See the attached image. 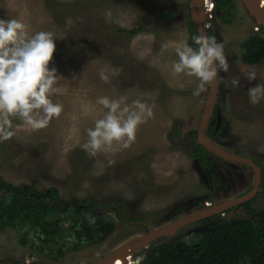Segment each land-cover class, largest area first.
Listing matches in <instances>:
<instances>
[{"label":"rangeland","instance_id":"1","mask_svg":"<svg viewBox=\"0 0 264 264\" xmlns=\"http://www.w3.org/2000/svg\"><path fill=\"white\" fill-rule=\"evenodd\" d=\"M190 1L0 0V19H20L30 33L51 31L57 37L50 67L62 75L57 84L61 92L52 98L63 106L60 116L41 129L13 118L14 135L0 140V181L14 188L31 186L38 193L56 190L61 209L91 201L106 206L119 202L126 207L123 221L114 217L112 208L99 209L115 224L102 243L74 246L70 233L63 230L68 222L55 229L64 238L51 246L23 224L6 227L0 231V264H90L133 237L143 236L148 226L160 227L251 190L252 172L242 164L209 155L219 188L213 186L207 171L209 183L205 184L192 167L189 148L209 86L194 96L199 81L172 73L175 48L185 40L193 45L194 41L188 32L189 17L178 13L170 25L164 17L168 10L176 12ZM208 1L213 11L205 23L218 42H224L229 64L228 72L219 77L215 104L225 124L217 141L233 154L256 159L264 172V99L252 104L248 95L250 87L264 84V56L255 65L241 62L246 53L243 44L254 36L264 40V33L240 0H233L224 22L215 15L216 0ZM138 27L142 31L130 38L122 33ZM250 72L256 74L255 80L247 79ZM234 78L240 80L236 87L231 84ZM100 96H123L129 104L142 100L152 106L153 117L138 126L129 147L114 143L111 150L93 156L81 145L87 140L86 130L107 111L96 104ZM263 190L264 182L247 208L220 211L133 248L125 264H134L138 258L142 264L153 243L181 239L192 244L203 227L221 220L252 219L248 210H264ZM4 196L0 192V201Z\"/></svg>","mask_w":264,"mask_h":264},{"label":"clouds","instance_id":"2","mask_svg":"<svg viewBox=\"0 0 264 264\" xmlns=\"http://www.w3.org/2000/svg\"><path fill=\"white\" fill-rule=\"evenodd\" d=\"M212 11L213 8L210 13ZM205 13L209 15L206 10ZM204 27L207 29L206 23ZM56 38L51 31L30 33L20 19H0V140L14 135L13 118L32 129H41L60 116L63 106L52 97L61 92L57 84L62 75L56 67H50ZM192 40L194 45L185 40L175 48L177 59L171 64V71L176 75L195 77L199 83L193 89V95L199 96L213 82H220V73H227L229 64L223 41L218 42L212 35H195ZM247 79L255 80L256 74L248 73ZM239 83V78L231 81L233 87ZM248 95L252 104L264 99V84L250 87ZM96 104L107 111L86 130L87 140L81 145L93 156L98 151L111 150L114 143L129 147L136 138L138 126L153 117L152 106L139 99L129 104L123 96L119 99L100 96ZM112 162L108 161L109 164ZM87 219L95 223L94 217ZM134 264H139V258Z\"/></svg>","mask_w":264,"mask_h":264},{"label":"trees","instance_id":"3","mask_svg":"<svg viewBox=\"0 0 264 264\" xmlns=\"http://www.w3.org/2000/svg\"><path fill=\"white\" fill-rule=\"evenodd\" d=\"M231 6H234L233 0H216V17L224 22ZM140 31L142 28L138 27L122 33L130 38ZM189 33L191 39L197 35L191 23ZM243 47L246 50L241 57L243 64H258L264 56V40L261 37H251ZM196 147L199 149L195 158L203 163L205 150L200 145ZM0 192L6 194L0 201V231L17 223L23 224L37 234L44 245L51 246L64 238L55 229L68 222L63 230L70 233L69 237L77 246L102 243L115 230L114 221L107 220L93 201L75 209H61L56 190L38 193L31 186L14 188L1 181ZM249 205L250 202L239 207L247 208ZM248 212L252 214V219L223 220L208 229H199L196 243L187 244L181 239L153 243L150 245L152 251L142 264H264V210ZM88 217H94L95 223H90Z\"/></svg>","mask_w":264,"mask_h":264},{"label":"water","instance_id":"4","mask_svg":"<svg viewBox=\"0 0 264 264\" xmlns=\"http://www.w3.org/2000/svg\"><path fill=\"white\" fill-rule=\"evenodd\" d=\"M240 2L244 5V7L249 12V14L255 19L256 24L259 27L264 29V23H261L258 15L254 12V10L251 7L248 0H240ZM189 13H190V19H191V23H192V26H193L195 33L197 35H208V32L204 27L205 12H204V7H203V0H191L189 3ZM216 99H217V84H215V82H213L212 85H209L208 96L206 98V103H205V106L203 108V111H202V114L200 117V124H199L198 132H197V143L202 148H204L207 152L214 154L215 156H217L223 160L234 162L237 164H243V165H246L247 167H250L251 169H253L255 175H254V183H253L252 189L248 193H246L240 197L232 198L226 202L214 205L212 207H208L207 208L208 213L206 211H204L205 210V208H204L201 211H199L198 214L195 213V214L191 215V218H189V220H187V221L183 222V219L179 218L177 220L170 222L172 227L177 229L175 232H169L168 234L163 233L162 235L161 234H154L153 232H155V231H152L153 229L148 227L149 228L148 233L143 234V235H145L147 240L142 246H146L149 243H151L152 241H155L156 239H158L160 237L172 235L173 233H176L179 230V228L185 227L189 223L199 221L201 219H204L206 217H209L211 215L219 213L220 211H225V210H228L230 208L237 207L239 205L247 203L257 195V193L259 191L260 184H261V171L258 168V166L251 159L240 157V156L235 155L231 152H227V151L221 149L220 147H218L217 145L212 143L209 139H207L204 135V131L207 127L208 120H209L211 113L214 109ZM192 167H193L194 171L198 174L199 178L206 183L207 182L206 175H205L203 169L201 168V165H200L198 160H193ZM212 208H217V209L212 210ZM162 226H160V227H162ZM135 239H137V237ZM142 246H140V247H142ZM111 255H112V253L109 255H106L103 258L96 260L90 264H101L104 260H106Z\"/></svg>","mask_w":264,"mask_h":264},{"label":"flooded vegetation","instance_id":"5","mask_svg":"<svg viewBox=\"0 0 264 264\" xmlns=\"http://www.w3.org/2000/svg\"><path fill=\"white\" fill-rule=\"evenodd\" d=\"M204 12H205V10H204ZM167 13L168 14H165L164 17H165V20H169L170 21V22H168V25H170V24H172L174 22L172 20H174L175 17L177 16V14L179 13V14L182 15L183 18L189 17V20H190L189 27H190L191 19H190V13H189V3L186 4L185 8L179 7L178 9H176V12H171V10H168ZM207 16L208 15L205 13V20H206ZM191 25H192V23H191ZM260 29H262V28L260 27ZM206 30L208 32V35L214 36L210 27H207ZM188 32H189V29H188ZM190 38H191V36H190ZM191 43H192V41H191ZM189 44H190V42H189ZM220 89H221V86L218 83L217 84V99H216V103H217V100H219V95L218 94L220 92L219 91ZM204 106H205V104H204ZM201 114H202V112H201ZM199 124H200V122H199ZM223 124H225V120L223 119V116L221 115V108L217 104H215L214 109H213V111L211 113V116H210V118L208 120L207 127H206V129L204 131V135H205V137L207 139H209L212 143H214L215 145H217L221 149H223V150H225L227 152H230L229 149H227V147H225L222 142L217 141L218 139H221V133L223 132V129H224ZM198 128H199V125H198ZM198 128H197V130L195 132V135H194V137H195L194 143H192L190 145V148H189V154H190L192 162H193V160H198L197 158H195V155L197 154V150L199 149V148L196 147L198 145V143H197ZM237 154H235V155H237ZM204 155H205V157H204L203 163L200 162L199 160L198 161H199V163L201 165V168L203 169V171H204V173L206 175V178H207V182L206 183H209V179H208L207 174H206L205 171H207L209 173V175L211 176L213 186L219 188L220 180L218 178V173H217L216 169L210 163L209 155L214 156L217 159H219V157L215 156L214 154H211V153L207 152L206 150H205V154ZM238 156H240V155H238ZM240 157H244V156H240ZM244 158H248V157H244ZM248 159H251L258 166V168L260 169V171H261V183H262L263 178H264V172L261 170L260 162L256 161V159H254V158H248ZM243 166H245L246 168H248V170H250L252 172L253 183H254V175H255V173H254L253 169H251L250 167H247L246 165H243ZM202 182L205 183L204 181H202ZM253 183H252V187H253ZM252 187L250 189H252ZM95 203H96V205L95 204H93V205L96 206V208H102V206H104V207L106 206L104 203H97V202H95ZM107 206H108V208H110V209L112 208L115 211L114 215L117 216L118 220H120V221L125 220V216H124L125 215V211H126L125 205L120 204L119 202L118 203L117 202H113L112 205H107ZM239 206H241V205H239ZM239 206H237L236 208L237 209L241 208ZM236 208H235V210H236ZM242 208H243V206H242ZM221 221H223V220H221ZM225 221H229V220H225ZM135 223L138 224V223H140V221H136ZM203 228L205 229V227H203ZM151 229H155V228H151ZM148 230H149V228L147 229V233H148Z\"/></svg>","mask_w":264,"mask_h":264},{"label":"bare ground","instance_id":"6","mask_svg":"<svg viewBox=\"0 0 264 264\" xmlns=\"http://www.w3.org/2000/svg\"><path fill=\"white\" fill-rule=\"evenodd\" d=\"M248 2L250 3L254 12L258 15L261 23H264V0H248ZM203 4H204V2H203ZM207 208H205L204 211L207 212L208 211ZM213 209H217V208H212V210ZM198 212L199 211H196L192 214L187 215L186 217H182L183 222L189 220V218H191V215H193L195 213L198 214ZM176 230L177 229L173 228L170 223L169 224L167 223V224L163 225L162 227H158V228L153 229L152 231H155V232H153L154 234H161L162 235L163 233L168 234L169 232H175ZM135 238L136 237H133V239H131L128 242L117 247L112 252V255L110 257H108L106 260H104L101 264H111L110 262H112V264H125V262L127 260L129 261V255L128 254L132 251V249L136 248L138 246H142L147 240L145 235L138 236L137 239H135Z\"/></svg>","mask_w":264,"mask_h":264},{"label":"built area","instance_id":"7","mask_svg":"<svg viewBox=\"0 0 264 264\" xmlns=\"http://www.w3.org/2000/svg\"><path fill=\"white\" fill-rule=\"evenodd\" d=\"M204 8H205L206 12L210 14V12L213 8V3H209L208 0H204Z\"/></svg>","mask_w":264,"mask_h":264}]
</instances>
